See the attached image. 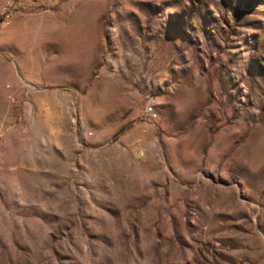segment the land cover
<instances>
[{
	"label": "rangeland",
	"instance_id": "rangeland-1",
	"mask_svg": "<svg viewBox=\"0 0 264 264\" xmlns=\"http://www.w3.org/2000/svg\"><path fill=\"white\" fill-rule=\"evenodd\" d=\"M0 264H264V0H0Z\"/></svg>",
	"mask_w": 264,
	"mask_h": 264
},
{
	"label": "built area",
	"instance_id": "built-area-1",
	"mask_svg": "<svg viewBox=\"0 0 264 264\" xmlns=\"http://www.w3.org/2000/svg\"><path fill=\"white\" fill-rule=\"evenodd\" d=\"M2 18H3V22L8 25L12 19V11H11V6L10 5H6L4 6L3 10H2ZM146 115L149 119L155 120L156 119V114L153 111L152 107H147L146 109Z\"/></svg>",
	"mask_w": 264,
	"mask_h": 264
}]
</instances>
